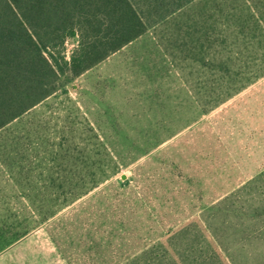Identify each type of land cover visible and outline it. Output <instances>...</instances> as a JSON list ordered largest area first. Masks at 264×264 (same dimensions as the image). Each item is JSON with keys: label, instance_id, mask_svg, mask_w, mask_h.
<instances>
[{"label": "rangeland", "instance_id": "obj_1", "mask_svg": "<svg viewBox=\"0 0 264 264\" xmlns=\"http://www.w3.org/2000/svg\"><path fill=\"white\" fill-rule=\"evenodd\" d=\"M132 2L146 23L141 36L0 129V143L30 166L31 198L15 200L29 223L21 233H31L30 264H67L51 236L65 252L77 238L59 216L89 196H127L136 180L157 196L154 207L137 206L154 213L143 234L182 215L184 232L169 243L176 252L203 264H264L263 248L240 238L251 215L225 206L229 196L216 201L233 170L216 136L230 128L228 112L216 104L228 110L264 73V0Z\"/></svg>", "mask_w": 264, "mask_h": 264}, {"label": "trees", "instance_id": "obj_2", "mask_svg": "<svg viewBox=\"0 0 264 264\" xmlns=\"http://www.w3.org/2000/svg\"><path fill=\"white\" fill-rule=\"evenodd\" d=\"M145 31L132 0H0V129ZM156 198L136 180L127 196L80 199L58 218L74 230L72 247L65 252L66 244L51 238L68 264H203L169 245L184 232L182 215L167 214L159 220L170 222L167 229L143 234L144 218L154 213L137 206L154 207Z\"/></svg>", "mask_w": 264, "mask_h": 264}, {"label": "crops", "instance_id": "obj_3", "mask_svg": "<svg viewBox=\"0 0 264 264\" xmlns=\"http://www.w3.org/2000/svg\"><path fill=\"white\" fill-rule=\"evenodd\" d=\"M232 99L228 110L223 109V102L216 104V113L228 112L224 124L229 122L230 128L223 126L216 136L222 144L223 156L228 154L233 168L230 190L216 201L229 196L231 202L225 206L237 208L239 217L244 216V212L251 215L253 226L240 238L247 237L250 245L262 247L264 254V73L240 87ZM31 181L30 166L16 158L15 147L0 143V264H30L31 233H21L29 230V223L25 226L24 210L16 207L15 200L31 198ZM238 229L245 228L238 225Z\"/></svg>", "mask_w": 264, "mask_h": 264}]
</instances>
